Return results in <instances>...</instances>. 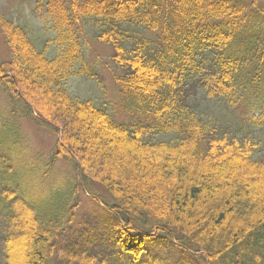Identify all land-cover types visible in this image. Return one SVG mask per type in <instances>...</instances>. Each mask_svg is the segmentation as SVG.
<instances>
[{
    "label": "trees",
    "instance_id": "1",
    "mask_svg": "<svg viewBox=\"0 0 264 264\" xmlns=\"http://www.w3.org/2000/svg\"><path fill=\"white\" fill-rule=\"evenodd\" d=\"M35 11L52 37L43 50L27 23L0 13V94L12 118L57 136L49 166L72 161L109 214L108 262L264 264V159L254 158L261 143L206 120L197 100L201 90L228 109L243 107L242 124L264 126V0H37ZM91 25L111 46L115 80L143 121L119 122L69 92L70 77L97 76L84 54ZM49 43L59 48L53 58ZM3 118L0 125L10 121ZM7 165L0 160L4 264H91L87 243L70 235L76 179L52 203L40 194L58 184L42 186L41 177L21 190Z\"/></svg>",
    "mask_w": 264,
    "mask_h": 264
},
{
    "label": "rangeland",
    "instance_id": "2",
    "mask_svg": "<svg viewBox=\"0 0 264 264\" xmlns=\"http://www.w3.org/2000/svg\"><path fill=\"white\" fill-rule=\"evenodd\" d=\"M34 0H0V13L10 15L18 23H27L29 25L31 37L34 38L36 46L44 49L47 41L52 38L50 31L44 33L43 19H41V12L38 14L34 11ZM91 25L86 35L88 39L86 48L85 59L88 63L95 68L101 79V82L93 79H86L84 76H74L67 84L70 93L84 100H93L98 106L107 108L109 114L119 122L138 123L143 121L133 117L134 108L130 107V100L122 97L119 87L114 81L112 70L114 69L112 56L113 51L111 46L99 42L94 38ZM54 36L56 33L51 32ZM40 44V45H39ZM49 50L46 55L53 58L57 55L58 50L55 44L49 43ZM0 52L6 53L7 47L0 36ZM6 55V54H5ZM201 106L205 107L206 119H217L220 122H226L234 128L241 127V117L238 112H232L225 108L224 105L211 100H202ZM0 108L5 110L6 115H10V105L6 94H0ZM113 112V114H111ZM7 118L1 119L2 121ZM17 121H7L0 125V160L1 162L8 160L9 172L14 176L16 183L21 190H29L34 186V181L41 179L39 173L43 164L51 158V154L56 142V136L48 128L42 125L35 124L25 118L16 119ZM129 120V121H126ZM133 124V123H131ZM21 131H20V128ZM130 125V124H128ZM247 131L257 136L261 141V149L256 153V157L264 158V127H244ZM241 133H244L241 131ZM24 137L22 142L21 136ZM15 165V167H13ZM43 171L42 174H45ZM44 176V175H43ZM222 175H219L221 178ZM74 177L78 182L80 193L75 196L78 206L75 209L76 220L70 235H77V239L87 243L86 249L83 251L84 257L91 264H111L107 260V254L104 251L103 242L104 236L109 233V222L106 214L97 203H93L91 198L94 197L93 193L85 194L79 175L75 170L72 161L56 160L48 176H44L42 186L49 185L50 183L58 184L44 190L40 195L45 198L56 197L52 199L53 202H58L64 196L72 192L74 188ZM217 180V183L221 180ZM62 185V186H61ZM59 187H64L63 193L58 192ZM41 190V185L39 187ZM4 232V225L0 218V264H4L3 258V242L2 235ZM28 228L22 227V233H27ZM110 236V234H109ZM69 244V237L63 238ZM98 242H95V240ZM20 245L13 247V261L21 263ZM170 249V248H168ZM64 251H59V256ZM190 261V260H188ZM192 262H189L191 264Z\"/></svg>",
    "mask_w": 264,
    "mask_h": 264
}]
</instances>
